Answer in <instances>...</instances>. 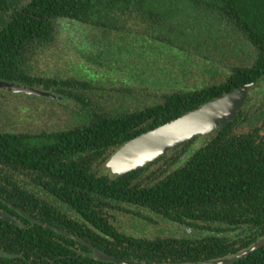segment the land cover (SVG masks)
Here are the masks:
<instances>
[{
    "label": "trees",
    "instance_id": "trees-1",
    "mask_svg": "<svg viewBox=\"0 0 264 264\" xmlns=\"http://www.w3.org/2000/svg\"><path fill=\"white\" fill-rule=\"evenodd\" d=\"M231 50L239 63L207 76ZM44 53L49 73L32 63ZM64 56L103 79L64 68ZM0 80L52 91L78 121L0 130V210L18 220L0 216V264H118L24 213L145 264L232 258L264 238V0H0ZM252 82L239 115L207 138L123 176L107 167L127 141ZM143 210L185 235L141 237L118 222ZM231 264H264V247Z\"/></svg>",
    "mask_w": 264,
    "mask_h": 264
},
{
    "label": "water",
    "instance_id": "water-1",
    "mask_svg": "<svg viewBox=\"0 0 264 264\" xmlns=\"http://www.w3.org/2000/svg\"><path fill=\"white\" fill-rule=\"evenodd\" d=\"M256 82L248 83L234 89L224 95L211 99L202 106L190 110L182 116L175 118L163 125L153 128L143 134L127 141L118 148L107 162V167L114 175L123 176L139 168L156 162L162 155L176 149L195 137L207 136L221 129L230 121H233L244 108L250 91L256 86ZM0 88L15 94H28L51 99H62L51 91L34 88L22 83L0 80ZM0 199H2L0 197ZM32 222H38L54 229L56 232L79 240L95 252V256L101 260L113 261L118 264H145L132 260L115 257L98 249L89 243L58 226L46 223L38 218L24 213ZM0 216L4 219L17 223L18 220L11 214L1 211ZM264 247V238L255 243L246 251L232 258H224L200 264H231L232 262L250 255L252 252ZM3 253L0 251V260Z\"/></svg>",
    "mask_w": 264,
    "mask_h": 264
},
{
    "label": "rangeland",
    "instance_id": "rangeland-1",
    "mask_svg": "<svg viewBox=\"0 0 264 264\" xmlns=\"http://www.w3.org/2000/svg\"><path fill=\"white\" fill-rule=\"evenodd\" d=\"M78 33L79 32H77L75 35H77ZM82 33L83 32H81V34L77 36H81L85 38V40L88 41L86 43L89 45L90 41L87 39L86 34L85 33L82 34ZM222 41H224V38H222ZM230 41L231 40L228 39L225 44L227 43L230 44ZM223 45L224 44H222V46ZM241 47H243V44L240 46V50L241 52H243L244 49ZM237 52L238 53L234 52L233 50L229 51V53L225 52L224 53L225 57L222 59V64H220V66L209 67L206 72L207 76L210 75L211 71L213 72L216 71V74H217V71L219 70L220 73L217 75V78H215V80L221 79L225 73L224 69L226 67L228 68L231 63H239L242 53L239 52V50ZM146 53H148V49H147V52L146 50L143 52V55L145 56V58L143 60L141 58L143 65L148 56L146 55ZM48 55L49 53L48 54L44 53L34 58L32 63L35 65V67L37 68L39 67L38 71H43V72L46 71V73H49L51 71L50 67L52 64V58L51 56H48ZM69 58H66L64 56V59L67 60V62L69 61L71 62L63 66L64 68L65 67L68 68V66H70V69H72L74 73L76 74L80 73L82 77H89L90 80L92 79L93 81H100L103 79L101 77V74L99 73L100 70H97V71L95 70L96 65L88 66L84 64L80 67V69H78L80 65H77V63L80 64L81 61H78L77 58L70 59V60ZM75 62H77L76 65H74ZM157 63L160 64L158 59L156 58V64ZM71 64H73L74 66H72ZM190 75L192 77L194 76L193 78H191L192 81L190 82L191 84L195 83L193 85L200 84L199 81L201 79L199 81L198 80L194 81L195 78H199L201 76L205 79L208 78L205 76V74H202V75L190 74ZM179 76H181V74ZM179 80L181 79L179 78ZM93 81L92 83L94 84ZM33 87L37 89H42L40 87H37L36 85ZM59 102H62V101L52 100L50 98L31 96V95L24 94V93L9 94V93L0 92V130H8V131H14V132H29V133L40 132L41 133L42 131H51V130H56V129L62 130V129H66L74 125H77L78 121L76 120V118H74L76 115L72 113L71 108L67 107L66 104L63 105ZM203 138H207V136H203ZM201 140L202 139H200V141L193 144L190 149L196 152L199 148H201L200 145L203 143V142L201 143ZM160 158L153 164H156L160 160ZM153 164H149V165H153ZM159 167L160 166L157 165V167L150 170V172H148L147 174L149 175V173H151L152 171H154L155 169ZM169 168L171 170V167ZM143 213L145 214V216H137V215L134 216L132 214H123V215L118 214L117 215L118 222L121 224L124 230L128 231L131 234H135L141 237H156L158 235H167L171 233H174V236L175 235L177 236L185 235L184 230L187 227H184V226L179 227L177 225H174L172 222L163 220L162 218L157 217L154 214H149L145 210H143ZM148 215L149 217H152L153 220L150 219ZM199 234L200 232H198L195 235L192 234L190 236L191 237L200 236Z\"/></svg>",
    "mask_w": 264,
    "mask_h": 264
}]
</instances>
